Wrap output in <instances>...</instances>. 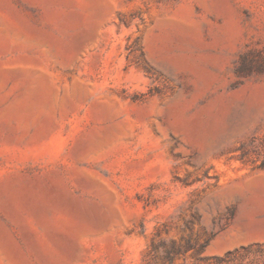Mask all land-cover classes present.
<instances>
[{"label":"rangeland","instance_id":"374dc122","mask_svg":"<svg viewBox=\"0 0 264 264\" xmlns=\"http://www.w3.org/2000/svg\"><path fill=\"white\" fill-rule=\"evenodd\" d=\"M251 217L264 0H0V264H264Z\"/></svg>","mask_w":264,"mask_h":264},{"label":"bare ground","instance_id":"6f19581e","mask_svg":"<svg viewBox=\"0 0 264 264\" xmlns=\"http://www.w3.org/2000/svg\"><path fill=\"white\" fill-rule=\"evenodd\" d=\"M85 38H86V36H82L81 43H80V45H79L78 47H80V46L82 45V43L84 42ZM91 216H92V214H91ZM252 217H253V216H252ZM252 217H251V220L254 221V223H255L257 226H260V225H263V224H264V221H255L254 219H252ZM249 220H250L249 218H246V220H244V222H243L244 227H246V228H248V229H250V227L246 226V224H247V222H249ZM245 223H246V224H245Z\"/></svg>","mask_w":264,"mask_h":264},{"label":"water","instance_id":"95a60500","mask_svg":"<svg viewBox=\"0 0 264 264\" xmlns=\"http://www.w3.org/2000/svg\"><path fill=\"white\" fill-rule=\"evenodd\" d=\"M80 47H82L83 50H86L89 47V39L87 36ZM259 221H264V220H259Z\"/></svg>","mask_w":264,"mask_h":264}]
</instances>
